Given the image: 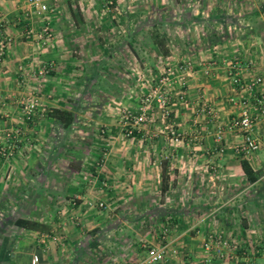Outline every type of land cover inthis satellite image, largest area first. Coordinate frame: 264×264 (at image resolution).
I'll use <instances>...</instances> for the list:
<instances>
[{
  "label": "crops",
  "instance_id": "obj_1",
  "mask_svg": "<svg viewBox=\"0 0 264 264\" xmlns=\"http://www.w3.org/2000/svg\"><path fill=\"white\" fill-rule=\"evenodd\" d=\"M259 3L262 0H160L157 18L144 22L135 16L138 8L126 9L122 4L117 8L123 15L112 18H80L74 12L79 4H70V17L48 20L57 28L68 26L70 48L52 46L43 52L42 47L38 54L21 29L38 27L43 23L40 17L30 16L23 0H0L3 31L10 35L0 60V140L10 147L7 157L0 155V264H30L33 255L37 256L33 264H123L127 253L121 241L129 232L137 234L141 221L125 222L124 215L146 217L147 236L154 232L157 218V226L167 228L174 249L176 245L193 248L184 239L196 233L199 242L211 231L223 232L234 241L236 253L229 252V258L219 259L218 264H235L234 256L250 249L251 233H264V145L243 155L234 150L238 132L229 131L222 150L215 151L209 147L214 142L208 133L246 108L252 117L251 133L264 134V111L258 101L264 100V17L261 11L252 12L263 6ZM142 29H146L147 55L154 60L150 71L166 62L191 61L184 100L172 98L169 103L167 120L171 118L175 125L176 139L155 118L132 128L133 140L125 142L116 119L100 111L108 105L106 98L95 102L72 96L75 90L78 95L81 89L83 93L94 87L110 96L102 88L108 83L123 93L127 88L131 94H121L119 100L136 107L134 90L141 83L135 82L140 73L137 65L128 61L116 70L115 79L108 80L107 68L92 65L89 59L76 72L75 57L86 60L94 53L100 62L114 55L136 57L139 50L134 44ZM78 40L83 44L76 49ZM45 58L51 64L49 73L30 78L34 60ZM200 62H206L207 72ZM229 62L236 64L241 81L260 76L251 92L229 82ZM128 74L129 79L124 77ZM30 91L38 92L37 105L27 116L19 102ZM91 103L100 105L96 108L100 114L90 111ZM53 106L74 114L72 126L64 127L62 134L59 120L48 113ZM99 130L113 134L105 166L117 174L108 178L96 177V167L89 160L101 149L91 147L92 143L98 146L99 137L93 140L89 134ZM199 132L205 142L193 140ZM209 148L212 155L207 156ZM242 158L255 175L253 180L244 173ZM126 169L128 176L122 171ZM91 201L107 202L112 208H95ZM124 202H130L131 209H120ZM143 244L133 243L135 252L126 259L133 258L131 254L140 256L127 264H144ZM111 247L114 254H108ZM261 247L264 263V244ZM112 255L117 258L109 259ZM165 264L178 263L168 258Z\"/></svg>",
  "mask_w": 264,
  "mask_h": 264
},
{
  "label": "rangeland",
  "instance_id": "obj_2",
  "mask_svg": "<svg viewBox=\"0 0 264 264\" xmlns=\"http://www.w3.org/2000/svg\"><path fill=\"white\" fill-rule=\"evenodd\" d=\"M46 4H47V9L43 12H35V11H31V9H27V12L30 16H39L41 21L43 22L42 24H39L38 27H34V26H22L21 29V33L22 36H24V38L31 40V45H32V49L34 51H37L36 53H40L41 51H39L42 47H43V52L44 50H47L46 48H53L52 46H59L60 48H62L61 50H65L66 48H70L68 47L70 45V42L67 41L66 38V34H67V29L68 26L66 24H64L63 26H61L60 28H57L55 26H51L49 23V18H62V19H66L67 17H70V13L72 12L70 8V4H79L78 8H75L74 12L75 15L77 17H83V16H87V17H114L115 15L121 14L123 15L124 11H120V8L118 9L117 7L120 6V4H122L123 6H125L126 9L128 8H138L137 12L135 13V16L139 18V20L141 22H144L145 20L149 19L151 20L153 17L157 18V12L160 11V9H156L157 7V2L160 0H43ZM116 2L119 3V5H116ZM132 3V4H131ZM260 5L264 6V0H262V3H259ZM126 5H128V7H126ZM149 5H152L151 8L149 7ZM73 6V5H72ZM91 6V7H90ZM92 6H95L94 9ZM151 8V9H150ZM162 11V10H161ZM31 12V13H30ZM238 12V11H237ZM163 11L160 12V15L162 16ZM262 16L264 17V11H261ZM125 15V14H124ZM156 15V16H155ZM0 16H1V22H2V31H3V27H4V16H2L1 11H0ZM17 24V23H16ZM46 25L47 26V30L49 32V34H44L42 33V26ZM258 25V24H257ZM26 28H30L31 31L29 33V35H26L25 33V29ZM124 26L122 25L120 27V29H123ZM124 30V29H123ZM58 31V32H57ZM144 31V32H143ZM3 33H5L6 35L10 36L9 34H7L5 31H3ZM40 33V35L38 36V34ZM141 33V37H138L137 42H135V46L137 48L138 51V55L136 57H129L126 54H123L121 57L119 56H109V57H105L103 58V61H98L99 57H96L97 55H95L93 53L92 57H86V60L84 57L77 55L75 57V64L77 67H79V70L77 69L76 72H79L81 70V66L82 64L84 65V63L87 64V59H89V63H91L92 65L98 64L99 66H102V68H107L106 69V78L109 80V78H113L118 74H116V70L121 69V65H125L128 64V61L132 64L134 63L135 65H137L140 73H139V80H135L136 83H138V81H141L140 86L135 88V94L137 93L140 94V92L142 91V88H145L148 77L152 75V73H154V71H150L149 69L151 68L150 65L151 63L154 62L153 57L150 55H147V51H148V45L146 42V29H142ZM57 34H61L63 35L62 38H56ZM112 43V42H110ZM76 49H78L80 46L82 47V40H78L76 42ZM72 46V45H71ZM7 47V45H6ZM6 47H5V52H6ZM93 47L97 48L98 45H96L95 42H93ZM146 53V54H145ZM5 55V54H4ZM95 56V57H94ZM4 57V56H3ZM2 57V58H3ZM66 58V56H64L61 60L64 61ZM160 60V59H159ZM159 60H157L156 62H159ZM163 60V59H161ZM127 61V63H125ZM167 61V60H166ZM33 66L31 68V71L33 72V74H31L29 77L32 78L33 76L35 77V79L41 77L42 76H46V73H49L50 70V61H47L46 58L43 60H34V63H32ZM100 68V67H99ZM20 69H22V67H20ZM40 70V71H39ZM35 71V72H34ZM95 74H98L94 71ZM27 76V75H26ZM126 78H130V75L128 74L127 76H124ZM135 77V76H134ZM133 80V81H134ZM106 82V81H105ZM108 82V81H107ZM124 82H127V80L124 79ZM101 84H105L103 81L100 82ZM99 83V85H100ZM134 83V82H133ZM132 83V84H133ZM130 84V83H129ZM131 84V85H132ZM142 85V86H141ZM33 88V87H32ZM105 91H108L110 93L109 95H104V93H100L99 89L97 87H94L92 89H89L83 93H81V91H83L82 89L79 91L78 95L77 92L78 90H75L76 92L74 93V95L72 96H78L80 98H83V100H88L91 99L92 101L98 102L99 99L101 98H106L107 99V104L106 106H104V109L101 108L100 111H103V113H107V115H109V117L111 119H113L118 124V126H121L120 123L118 122V115H119V110L121 107H128L129 109H133L135 107H133V105L125 103L123 100L120 101V95L121 94H126V96L128 94H131V92L125 88L124 89V93L123 91H119L117 89L114 88V85H108L107 86H103L102 87ZM139 89V90H137ZM60 92V91H59ZM38 95V92L35 91H30L29 93L27 92L26 95L22 94L20 100L21 102H19L20 104V111L21 107H22V100H25L28 98H31L32 100H36V96ZM67 94L65 93L64 96H66ZM27 96V97H26ZM36 102V101H35ZM137 103V102H136ZM91 106H94V108H92L90 111L91 112H97L98 114H100V111H96V108H99L100 105L97 103H91ZM39 106H44V105H39ZM45 108V106H44ZM80 109H83V106H79ZM45 110V109H44ZM76 111V110H75ZM79 111V110H77ZM76 111V113H77ZM83 110H80L79 112L81 113ZM104 115V114H103ZM167 122L169 123V125L172 128H175L174 123L172 122L171 118L170 120H167ZM228 123V122H227ZM227 123L225 124H221L220 126L222 127V135H221V146L223 143V139L225 137V134H227L226 132L229 131H236L238 132V141L241 139L242 133L239 129H235V128H228L227 127ZM69 126H72V124H70ZM142 126H145V124L141 125L140 128ZM59 129H60V134H62V132H64L65 128L60 124L59 125ZM122 128V127H121ZM120 129V131L122 132V135L124 136L123 139L125 140V142H131L133 140V133L130 134H125L123 128ZM216 128V127H215ZM215 128L214 131H215ZM199 129V128H198ZM63 130V131H62ZM199 131V130H198ZM210 131V130H209ZM103 132V133H102ZM82 134V133H81ZM208 134L212 135L214 138V132H209ZM102 135V136H101ZM201 132L198 133V136L193 138L194 141L201 140L205 142V138L201 139L200 138ZM90 138L95 140V137H99V139L97 138L96 141L99 143L98 146L93 145L94 143H92L91 147H97V148H101L99 150L98 154L95 155H90L91 160L90 162L95 165L96 167V171H94V173H96V177H100L102 176L103 178H108L109 176H114L117 173H113L114 171L109 170L106 168L105 166V161L107 159V153L108 150L110 148L111 143L113 142V134H109L108 131L104 132L103 131H93L92 134H89ZM88 136V137H89ZM112 137V138H111ZM112 139V140H111ZM237 141V142H238ZM213 144L209 145V147L215 146V141L213 139ZM200 143V142H198ZM206 144V143H205ZM209 144V142H208ZM3 145L2 141L0 140V146ZM4 146V145H3ZM6 146V145H5ZM8 148V147H7ZM214 148V147H213ZM211 148L208 149V152L206 153L207 156L212 155V153L209 151ZM8 150L10 151V147L8 148ZM0 155L1 156H8L9 153L7 154H3L1 153V149H0ZM88 171V170H87ZM87 171L85 173H87ZM125 171L124 175L128 176V174L130 173V170H122ZM90 172V170H89ZM107 185V184H106ZM91 205L95 206V208H102L103 210H108L109 208H112V204L109 207V203L107 202H102V201H91ZM118 209L120 207H117ZM131 209V205L130 202H124L122 207L120 209ZM130 214V213H129ZM141 221L139 222V229L137 234L135 233H128L125 238L121 241V243H123V247H125L124 251H126L127 255H129V253H133L134 251V245L133 243H137V242H142L144 243L143 246H141L142 249L145 248V250L153 245V246H163L164 248V257L159 260L158 262H156L155 264H165L166 259L171 258L172 260H174L175 262H177L178 264H201V262H206L205 264H218L220 262L219 259H228L229 258V252H233L235 250L234 247V241L230 240L228 238V236L226 234H224L223 232H219V231H211L209 232V234H205L204 237L201 239V241L198 242V233L195 234L194 237L189 238V239H184L186 241H191V243H193L192 247H186L183 248V246L181 245H176V248H172L170 242L167 239V236H169V232L167 230L166 227L164 226H157L158 220L157 218L154 220L155 221V229L154 232L151 233V235L149 234V236H147V233L144 231L146 228L144 226V224H146V217H138L137 216H133V215H128V216H123V218H121L123 221L125 222H131L134 221V219H140ZM123 225H125V223H123ZM220 234V236L222 238H224L225 243L223 245H221L220 247H216V235ZM190 236H192L193 234H189ZM207 235V236H206ZM55 238V236H54ZM250 249L246 252V253H238L236 254V259L241 258V257H245V258H251L254 259L257 264H264L263 261H261L260 259V255H261V250H262V244H264V233H251L250 236ZM203 242L207 243V246H204ZM198 244H200L198 246ZM233 244V247L232 245ZM189 246V245H187ZM201 249V250H200ZM216 249H218L219 251H216ZM138 251V250H136ZM141 251V250H140ZM114 254V248L111 247V249H108V254ZM235 255V251L233 252ZM124 255L123 258V264H127L128 262H130L129 260H132L134 257L136 256H140L137 254H131L133 255L132 257H127L128 259H126ZM201 256L205 257L204 259H201ZM211 256V257H210ZM113 259L115 260L114 255L110 256L109 259ZM144 258V257H143ZM216 258V261H214ZM212 259V260H211ZM234 261V262H235ZM142 263L143 259H142ZM145 264V263H144Z\"/></svg>",
  "mask_w": 264,
  "mask_h": 264
},
{
  "label": "built area",
  "instance_id": "obj_3",
  "mask_svg": "<svg viewBox=\"0 0 264 264\" xmlns=\"http://www.w3.org/2000/svg\"><path fill=\"white\" fill-rule=\"evenodd\" d=\"M25 6H28L31 11L43 12L47 9V4L43 0H23ZM1 19V16H0ZM42 33L49 34L47 26H42ZM31 29L26 28L25 33L29 35ZM40 33L38 34V36ZM10 37L3 33L2 22L0 20V60L5 54V47L8 44ZM199 64L204 65L203 72H207V64L200 62ZM191 68V61L188 59L176 60L172 62H166L160 65L159 69L156 70L149 78V82L144 89L137 95V103L134 109L128 107H121L118 115V122L123 128L125 134H130L132 128H138L143 124L154 121L155 118L161 120V126L170 134L174 135L173 138H177V132L167 122L169 117L170 107L169 103L171 99L175 101H183L185 98V91L187 88L186 74ZM226 76L230 83L235 84L239 88L251 92L255 84L259 83L261 78L259 75L241 81L236 71V64L229 62L226 67ZM261 110L264 111V100L259 99ZM22 113L29 116L36 108V102L32 99L22 100ZM155 107L153 112L152 108ZM44 106H39V110L43 111ZM252 117L246 108H242L239 115L231 118L227 123L228 128L239 129L242 133L241 139L234 144V150L240 152L243 155H247L254 150L264 145V134L261 136H254L251 133ZM222 127L216 126L214 131L215 151H221V135ZM1 153L7 154L9 150L7 146H0ZM216 247H220L225 243L224 238L220 234L216 235ZM204 246H207L206 242H203ZM216 251H219L216 249ZM164 257L163 246H149L146 249L143 262L145 264H153ZM37 256L33 255L30 258V264L35 263ZM235 264H257L254 259L241 257L235 261Z\"/></svg>",
  "mask_w": 264,
  "mask_h": 264
},
{
  "label": "trees",
  "instance_id": "obj_4",
  "mask_svg": "<svg viewBox=\"0 0 264 264\" xmlns=\"http://www.w3.org/2000/svg\"><path fill=\"white\" fill-rule=\"evenodd\" d=\"M260 11H264V6L260 7L258 10H253L252 12L254 15H256ZM48 113L57 118L63 127H68L74 120L73 111L64 107L53 106L49 109ZM240 163L248 179L253 180L255 178V175L252 173V170L250 169V166L247 161L242 158L240 160Z\"/></svg>",
  "mask_w": 264,
  "mask_h": 264
}]
</instances>
